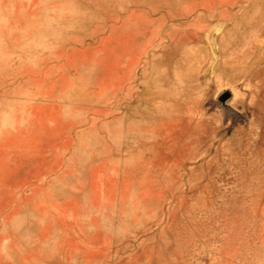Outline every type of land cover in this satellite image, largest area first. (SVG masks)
<instances>
[{"label":"rangeland","instance_id":"rangeland-1","mask_svg":"<svg viewBox=\"0 0 264 264\" xmlns=\"http://www.w3.org/2000/svg\"><path fill=\"white\" fill-rule=\"evenodd\" d=\"M0 264H264V0H0Z\"/></svg>","mask_w":264,"mask_h":264},{"label":"water","instance_id":"water-1","mask_svg":"<svg viewBox=\"0 0 264 264\" xmlns=\"http://www.w3.org/2000/svg\"><path fill=\"white\" fill-rule=\"evenodd\" d=\"M229 97H230V95H229L228 93H224L223 95H221V96L219 97V101L223 103V102H225Z\"/></svg>","mask_w":264,"mask_h":264}]
</instances>
